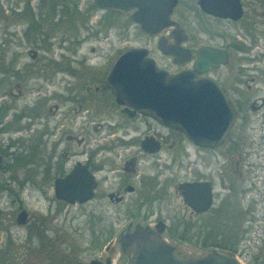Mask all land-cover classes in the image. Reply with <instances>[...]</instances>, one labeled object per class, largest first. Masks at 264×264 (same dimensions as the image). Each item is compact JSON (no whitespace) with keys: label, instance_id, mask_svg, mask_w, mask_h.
<instances>
[{"label":"flooded vegetation","instance_id":"1","mask_svg":"<svg viewBox=\"0 0 264 264\" xmlns=\"http://www.w3.org/2000/svg\"><path fill=\"white\" fill-rule=\"evenodd\" d=\"M23 3L30 10L27 30L44 38L48 54L39 56L38 49H28L31 75L21 76L18 73L24 67H17L20 50L14 45V59L9 61L12 75L0 76V189L6 195L19 196L28 186L44 197L46 221L31 227L26 238H41L42 248L61 241L57 232L53 237L48 235L51 221L57 213L73 209L77 213L71 218L81 222V229L100 224L108 227L99 232L107 237L103 254L86 264L91 260L124 264L127 255L121 253L118 238L138 226L148 227L173 246L175 253L177 247L179 255H184L179 244L195 222H203L212 210L211 153L220 145L239 147L234 178L242 196L245 170L255 177L259 169L255 164L245 168L249 151L244 149L243 135L250 115L259 116V125L264 124V0H176L170 15L176 23V35L173 27L148 35L135 24L141 35L152 41L149 46L117 49L108 42L106 54L96 61L92 59L98 56L95 51H101L99 47H89L86 54L83 42L92 36L99 41L111 35L115 22L110 20L107 27L105 16L129 18V14L101 8L94 0L90 7L83 0H37L36 9L30 0ZM92 11L101 17L94 23L85 22ZM0 19L9 21L4 14ZM85 29L88 32L84 35ZM68 30L77 32L74 43L65 37ZM53 36L56 42H52ZM127 48L145 49L146 57L167 74L188 71L193 78L210 79L218 86L235 115L217 145H196L180 130L117 103L106 85V75L118 54ZM208 50L223 52L225 61L200 67L197 64L208 59ZM26 83L29 85L24 86ZM256 144L251 141L247 147L255 153ZM20 171L23 177L18 178ZM193 182L209 184L211 205L203 212L185 202L186 190L181 186ZM20 210L26 212L27 220L17 224L14 218V222L26 225L30 217L22 207L16 214ZM117 221L125 223L113 234Z\"/></svg>","mask_w":264,"mask_h":264},{"label":"rangeland","instance_id":"2","mask_svg":"<svg viewBox=\"0 0 264 264\" xmlns=\"http://www.w3.org/2000/svg\"><path fill=\"white\" fill-rule=\"evenodd\" d=\"M24 1L27 0H0V14L9 18L7 23L0 19V76L12 75V71L9 72V61L14 59V45H19L16 49L20 50L19 66L17 67L19 69L24 67L23 71L18 73L21 76L31 75L33 63L31 62L32 58L26 53L28 49H38L39 56L48 54L44 38L27 30L30 24V10L25 8ZM30 1L32 7L36 9L37 0ZM83 1L86 5L90 3L88 5L90 7L91 0ZM19 12L20 14H17ZM92 14L88 20L85 19V22L94 23L95 19L101 17L99 12L92 11ZM105 17L107 27L110 20L115 22V28L110 30L111 35L107 36L105 40L99 41L94 40V36H92L82 44V50H84L82 52L86 54L88 53L87 49L91 46L96 50L99 47L101 50L95 51L98 56H95L92 61L99 60L102 55L106 54V50L110 46L108 42H112L117 49L151 44L152 41H147L127 16L117 14ZM87 32L85 29L84 35ZM76 33V30L74 32L68 30L65 37L74 43L77 37ZM56 39L54 36L51 37L52 42H56ZM1 84L2 82H0ZM28 85L26 83L24 86ZM25 97H29L28 92ZM259 118L255 114L250 115L243 135L244 149L249 151V154L245 156V168L249 164L257 165L259 169H256L255 177L247 174L248 172L245 170V181L242 185L245 191L242 196L237 192L238 181L235 179L236 173L234 172L235 165L240 162L238 160V156L241 154L239 147L227 149L224 145H220L211 153L212 180L215 191L212 210L202 218L203 222H195L196 225L192 226L190 230L188 229L187 238L179 244L182 254L198 256L210 248H217L212 243L220 241L232 245L228 251L234 254L240 264H264V124L259 125L260 119H262ZM234 134L236 135V131ZM251 141L258 144L256 148L252 145L255 153L250 150L252 147H247ZM22 173L23 171L18 172L17 177H23ZM227 186L228 189H226ZM19 207L24 208L30 217L26 225L18 226L14 222ZM76 213L73 209L65 214L57 213L55 220L51 221L52 233L49 231L48 235L53 237L54 232H57L62 240L50 242L49 246L45 243L47 247L42 248L39 246L41 241L37 240L38 238L29 240L26 238V234L39 221H46L48 211L44 197L30 191L28 186L19 196L6 195L5 191L0 189V262H5L4 264H77L80 261L82 264H86L89 259L103 254L101 249L107 237L104 238L103 233L100 235L99 232L108 229V227L105 225L102 227L101 224L96 225L94 228L92 227L95 230L92 234L90 226L81 229V222L77 218H71ZM164 213L167 215L168 212L164 211ZM124 223L117 221L111 229L112 233L117 234ZM42 242L44 243L43 240ZM48 251H51L50 254L47 253ZM38 252L44 253L40 255Z\"/></svg>","mask_w":264,"mask_h":264},{"label":"water","instance_id":"3","mask_svg":"<svg viewBox=\"0 0 264 264\" xmlns=\"http://www.w3.org/2000/svg\"><path fill=\"white\" fill-rule=\"evenodd\" d=\"M94 2L101 8L129 14V19L148 35H157L167 27H173L172 33L176 35V23L170 19L176 0ZM218 61H225L223 52L208 50V59L197 65L202 67L207 62L216 64ZM106 85L118 104L180 130L196 145H217L235 115L230 101L212 80L195 79L188 71L167 74L146 57L143 48L120 52L106 75ZM208 185L193 182L181 186L186 190L185 202L196 212H203L211 205ZM26 220V212L20 210L15 222L23 224ZM118 243L121 253L127 255L124 264H240L232 252L218 248H210L198 256L179 255L177 247L175 253L173 246L148 227L134 228L120 236ZM88 264H97V261L91 260Z\"/></svg>","mask_w":264,"mask_h":264},{"label":"trees","instance_id":"4","mask_svg":"<svg viewBox=\"0 0 264 264\" xmlns=\"http://www.w3.org/2000/svg\"><path fill=\"white\" fill-rule=\"evenodd\" d=\"M41 238H38L37 240L41 241L40 240ZM213 246L214 247H217V248H220V249H224V250H230L232 245L228 242H220V241H215ZM41 246V245H39ZM1 263V262H0ZM5 262L1 263V264H4Z\"/></svg>","mask_w":264,"mask_h":264}]
</instances>
